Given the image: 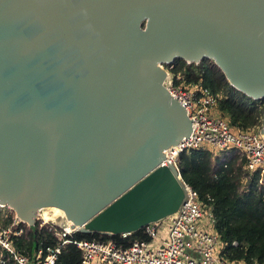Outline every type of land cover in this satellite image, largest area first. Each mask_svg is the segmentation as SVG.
Listing matches in <instances>:
<instances>
[{
    "label": "water",
    "instance_id": "obj_1",
    "mask_svg": "<svg viewBox=\"0 0 264 264\" xmlns=\"http://www.w3.org/2000/svg\"><path fill=\"white\" fill-rule=\"evenodd\" d=\"M175 58L264 97V0H0V203L31 230L59 207L85 233L176 212L160 163L191 122L159 66Z\"/></svg>",
    "mask_w": 264,
    "mask_h": 264
},
{
    "label": "built area",
    "instance_id": "obj_2",
    "mask_svg": "<svg viewBox=\"0 0 264 264\" xmlns=\"http://www.w3.org/2000/svg\"><path fill=\"white\" fill-rule=\"evenodd\" d=\"M159 66L166 73L164 86L185 108L191 122L189 134L165 149L160 165L173 166L179 173L178 158L183 151L207 148L217 154L224 149H235L244 159L245 170H264V113L259 123L251 128L232 126L217 108L220 94H213L199 83H185L182 74L171 71L172 61L161 62ZM179 178L184 190L181 207L164 218L162 229L163 219L142 227L150 240L134 239L128 245L119 239L126 238L130 233L108 234V239H77L74 233L79 231L78 226H73L71 222V225L65 222L49 224L40 218L37 211L35 224L38 223L39 229L46 228L56 242L50 245L42 240L30 255L13 243L14 237L20 236L23 228L16 229L19 224L14 226L15 221L4 226L6 214L0 211V262L3 263L5 251L17 264H56L61 250L67 244H73L81 253V264H246L242 260L230 261L222 255L225 243L214 229L211 207L198 199L197 192L180 177V173ZM27 228L30 229L28 224ZM164 228L166 239L159 237ZM115 235L116 238L113 237ZM232 245H236V241Z\"/></svg>",
    "mask_w": 264,
    "mask_h": 264
},
{
    "label": "trees",
    "instance_id": "obj_3",
    "mask_svg": "<svg viewBox=\"0 0 264 264\" xmlns=\"http://www.w3.org/2000/svg\"><path fill=\"white\" fill-rule=\"evenodd\" d=\"M172 62L171 71L182 74L185 83H199L213 94H220L217 108L228 116L232 126L247 129L259 123L264 113V97L253 99L236 89L214 60L202 58L198 63H187L175 58ZM243 165L244 159L235 149H224L217 154L207 148L191 149L181 152L178 158L180 177L197 192L202 203L211 207L214 229L225 243L222 255L230 261L264 264V170L248 172ZM19 228L23 232L14 237L13 243L23 253L31 255L42 240L50 245L56 242L46 228H38V223L34 230L23 224L16 227ZM74 237L110 238L106 233L81 231H76ZM134 239L148 241L150 237L141 228L119 240L128 245ZM233 241L236 245H232ZM3 255L0 264H17L5 251ZM56 264H81L79 249L67 244Z\"/></svg>",
    "mask_w": 264,
    "mask_h": 264
},
{
    "label": "bare ground",
    "instance_id": "obj_4",
    "mask_svg": "<svg viewBox=\"0 0 264 264\" xmlns=\"http://www.w3.org/2000/svg\"><path fill=\"white\" fill-rule=\"evenodd\" d=\"M0 205H4L0 203ZM40 218L45 222L51 221L57 224H61L63 222L71 225L70 221L66 218L65 211L56 206H46L42 207L39 210Z\"/></svg>",
    "mask_w": 264,
    "mask_h": 264
},
{
    "label": "rangeland",
    "instance_id": "obj_5",
    "mask_svg": "<svg viewBox=\"0 0 264 264\" xmlns=\"http://www.w3.org/2000/svg\"><path fill=\"white\" fill-rule=\"evenodd\" d=\"M222 115H223L222 117L224 119H226L227 121H229V118H228V116L226 114H223L222 113ZM0 211H1L2 214H6V218L4 217V219L6 221V225H4V226L7 227L8 225H11L13 221H15L16 224L14 226H17L18 224H23L24 227L25 226L27 227V222L22 221L21 219H19L18 216L16 217L15 216V211H13L12 209H10V207H8V205H0ZM5 221H4V224H5ZM48 222H49V224H53V222H51V221H48ZM164 222H165V219L163 218V222H162V225L160 226V229L163 228ZM159 237L162 238V239H166L167 238V231H166L165 228L163 229V232H161V235H159Z\"/></svg>",
    "mask_w": 264,
    "mask_h": 264
}]
</instances>
